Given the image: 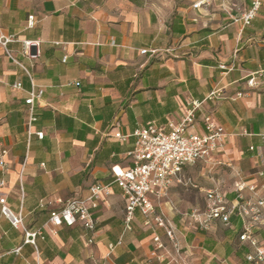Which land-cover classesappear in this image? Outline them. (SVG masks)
I'll use <instances>...</instances> for the list:
<instances>
[{"label": "crops", "instance_id": "1", "mask_svg": "<svg viewBox=\"0 0 264 264\" xmlns=\"http://www.w3.org/2000/svg\"><path fill=\"white\" fill-rule=\"evenodd\" d=\"M198 1L0 0V29L16 38L6 48L44 91L31 109L32 82L0 44V149L9 151L0 196L22 214L26 231L42 233L35 245L25 243V231L12 226L0 205V264H159L154 234L140 213L133 230L124 231L126 201L113 168L132 166L137 129L153 122L169 131L195 102L201 106L188 133H202L210 116L224 129L225 146L211 164L187 166L184 179L194 167L205 172L215 165L224 172L220 189L229 204L264 216L257 206L264 199V5L244 27L232 18L252 0L240 7L231 0L234 15L226 14L222 0L195 8ZM24 42L35 43L36 59L25 55ZM17 82L22 90L13 88ZM240 180L256 194L246 190L245 199L238 198ZM96 184L109 185L111 194L92 210L94 230L50 221L52 212L86 199ZM183 186H173L157 204L176 227L181 250L159 230L166 248L158 255L171 264H255L247 257L256 249L240 240L245 221L239 213L229 225L200 228L190 213L206 208L210 189L203 206L191 207L176 192ZM252 235L264 249V218Z\"/></svg>", "mask_w": 264, "mask_h": 264}, {"label": "built area", "instance_id": "2", "mask_svg": "<svg viewBox=\"0 0 264 264\" xmlns=\"http://www.w3.org/2000/svg\"><path fill=\"white\" fill-rule=\"evenodd\" d=\"M213 0H199L194 4L195 8L209 5ZM264 5V0H252L250 7L240 17L232 18L234 22H241L244 27L251 25ZM35 19L33 16L29 19V27L33 28ZM16 41L15 36L5 35L0 29V44L5 47L6 55L29 76L33 88L30 92V98L26 104L33 109L35 100L42 97L44 91L37 90L34 85V79L28 67L19 61L6 48L8 44ZM35 43L24 42V53L30 59L34 60L37 55L32 53L31 48ZM155 54L156 51H152ZM144 54L147 50L143 51ZM66 61V58L64 59ZM77 87L80 83L75 84ZM16 90H22L23 84L17 82L13 85ZM219 90L213 91L209 99L218 96ZM201 106V103H194V108L189 110L176 124L170 125V130L158 126L151 122L137 129L133 136L135 137L134 149L128 154L132 166L127 170L113 168L114 183L123 191L126 201L124 231H132L135 218L138 213L144 217V226L154 234L155 252L154 256L158 258L159 264L166 263V259L158 255V250L165 249L166 245L159 230H163L170 244L179 253L180 241L177 238V229L172 222L157 210V204L168 196L170 189L175 185H186L183 177L184 169L187 166H194L199 163L211 164L214 155L224 149L226 135L222 127L216 126L210 116L205 117V130L202 133L189 134L188 130L196 123L195 111ZM43 138V133L38 134ZM117 138L125 140L126 137L121 134ZM9 151L0 149V171L7 168V157ZM261 175H263L261 173ZM5 181H0V187H4ZM249 190L256 194L255 187H248L243 181H237L234 184V191L238 198L245 199V191ZM111 194L110 186L96 184L90 188L89 197L86 199H71L58 211L51 213L50 221L55 226L66 224L69 227L75 226L80 222L86 229H95V220L92 210L97 209L99 202ZM206 208L202 211L194 210L190 217L198 227L208 229L212 222L221 221L225 225L230 224L231 215L237 211L244 219V231L240 236L241 241H247L256 252L250 254L248 261L255 264L264 262V249L261 248L257 240L252 235L253 227L261 222L264 216H261L259 209L240 207L229 204L225 194L218 188L210 189L206 193ZM1 213L10 221L15 229L23 228L26 235L25 243L35 245L41 232L31 233L26 231L23 224L21 213L15 214L7 204V199L0 196ZM257 206L264 209V199H258ZM123 244L121 238L116 245H110L114 249ZM20 251V249H18ZM173 264H188L186 261H176Z\"/></svg>", "mask_w": 264, "mask_h": 264}, {"label": "rangeland", "instance_id": "3", "mask_svg": "<svg viewBox=\"0 0 264 264\" xmlns=\"http://www.w3.org/2000/svg\"><path fill=\"white\" fill-rule=\"evenodd\" d=\"M231 0H222L223 6L222 9L226 12V14L230 15L232 12V6L236 7V5H232ZM248 0H238V6L246 5ZM234 15V14H233ZM236 16V15H235ZM236 18V17H233ZM230 175H234V170L229 169ZM224 172H219V170L215 167V165H211L209 169H206L204 172L201 166L194 167L187 172V181L186 185L177 189V194L180 200L187 202L192 207L203 206L205 199V190L207 189H220L224 183L221 181V177ZM223 187V186H222ZM221 190V189H220Z\"/></svg>", "mask_w": 264, "mask_h": 264}, {"label": "bare ground", "instance_id": "4", "mask_svg": "<svg viewBox=\"0 0 264 264\" xmlns=\"http://www.w3.org/2000/svg\"><path fill=\"white\" fill-rule=\"evenodd\" d=\"M118 171H119V169H118Z\"/></svg>", "mask_w": 264, "mask_h": 264}]
</instances>
